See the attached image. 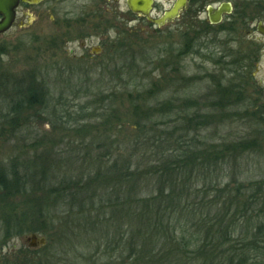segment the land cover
I'll use <instances>...</instances> for the list:
<instances>
[{
	"label": "rangeland",
	"instance_id": "1",
	"mask_svg": "<svg viewBox=\"0 0 264 264\" xmlns=\"http://www.w3.org/2000/svg\"><path fill=\"white\" fill-rule=\"evenodd\" d=\"M172 1L164 0L165 6ZM242 1L235 3L240 5ZM110 2L107 13L104 0H99L96 24L101 26L98 39L90 45H97L102 35L111 33L114 43L107 50L112 49L113 54L101 58L91 75L78 73L62 80L45 68L46 36L54 35L57 38L54 41L62 46L66 39L64 48L70 41L67 47L77 49L76 55L80 56V43L76 39L89 31L84 23L73 32H55L50 8L61 19L66 14H79L83 2L54 0L30 5L29 16L21 17L27 28L16 26L0 36V172L9 180L16 172L25 185L19 194L9 190L12 195L7 198L0 193V264L6 261L15 264L11 258L17 257L11 255L15 251L29 252L32 248L26 239L32 235L45 238L46 245L36 248L38 251L31 256H21L31 264H97L95 252L102 257L99 264L110 259L115 264L122 262L114 259L113 254L104 255V250L95 249L105 232L101 226L107 225L104 220L112 217L111 212L108 209L106 212L103 204L93 210L88 204L82 206L79 200H83L84 194L79 189L86 187L99 171V152L103 158L108 143L118 142L123 146L122 155L129 157L130 141L138 135L133 113L140 108L161 110L156 116L157 130L163 143L173 144L179 152L183 146H190V139L199 149L218 146L226 151L225 162L216 168L202 164L201 158L192 170L198 197L189 201L186 194L180 196L181 208L196 214L182 220L199 237V243L192 249L208 243L205 239L212 229L208 227L214 224L210 217L216 214L215 210H224L225 218L227 209V218H234L231 222L234 227L230 231L231 242L224 249L229 254L246 256L249 264H264V240L261 239L262 243L253 240L251 234L255 223H264V215L257 217L264 201L247 210L243 207L252 203L247 201L251 195L258 194L264 199V123L260 119L264 112V95L260 90L264 86V64L259 66L260 77L251 79L257 66L239 61L247 54L252 55L241 32L235 34L233 54L219 60L216 51L217 56L211 58L204 46L193 44L191 33H176L170 28L153 32L142 20L128 14L125 0ZM222 42L224 46L229 43L227 39ZM60 57L63 62H73L64 50L60 51ZM245 66L247 69L243 70ZM147 93L152 98L146 101L143 96ZM33 94L37 95L34 98L37 103L29 107ZM168 103L172 105L165 108ZM15 109L20 112L19 117H14ZM167 109L170 110L165 113ZM103 113L111 116L103 118ZM16 118L20 121L12 122ZM185 118L190 120L191 128L198 121L201 130L187 133L183 130ZM87 124H90L87 131L76 130ZM247 142H253V149L232 152V145ZM154 157L148 153L143 159L150 161ZM68 182L78 183L77 188L69 186L70 191L75 188V194L80 196L74 208L67 202L61 204L69 192L59 188ZM56 188L62 194L58 200L60 192L54 191ZM223 188L233 193V197L218 195L217 189ZM210 206L211 216L203 228L199 227L201 209ZM247 217L250 226L244 223ZM126 221L114 217L115 229L111 232L116 233V227ZM122 228L123 232L128 229ZM42 229L47 233H42ZM128 253L126 250L124 264H131ZM200 256L203 260H196L195 264H211V253L207 259ZM182 259L186 261L187 257Z\"/></svg>",
	"mask_w": 264,
	"mask_h": 264
},
{
	"label": "trees",
	"instance_id": "2",
	"mask_svg": "<svg viewBox=\"0 0 264 264\" xmlns=\"http://www.w3.org/2000/svg\"><path fill=\"white\" fill-rule=\"evenodd\" d=\"M30 97L29 107L37 103L34 100V98L37 99V95L33 94ZM151 98L149 94L146 97L143 96L146 101ZM18 105L20 106V104ZM166 105L165 108L172 104L168 103ZM168 110L170 109H167L165 113H168ZM189 110L190 108L186 109V113ZM159 111L161 110L155 111V108L152 110L145 109L144 111L141 108L139 111L134 109L133 117L137 126L135 134L138 135L130 141L129 157L125 158L122 155L121 149H123V146L121 144H118V142L108 143L103 158V154L99 152V166L97 164L99 171L92 175L94 178L89 181L86 187L79 189V192L82 191L84 194L82 196L83 200H79L80 196H77L74 191L78 187V183L68 182L63 188H59V190L67 189V192H69V197L67 199L63 197L64 200L61 201V204L64 206L67 202L71 208H74L75 202L79 200L82 206L88 204L91 210L100 204L105 205V211L107 212L108 209L112 217L104 220L107 225L101 226V231L105 230V232L103 237L98 240L99 245L95 249L100 252L104 250V255L113 254L114 259L117 258L122 261L120 264H124L123 258L126 255V250L129 252L128 259L131 264H172V262L175 264H195L196 260H203L200 255L207 259L210 253L212 257L211 264H249V261L245 259L246 256H237L236 253L229 254L230 251L224 249L225 244L231 242L230 231L234 227V224L231 223L234 218H227V209L225 210L226 219L223 217L224 210L222 212L215 210L216 214L211 216V206L201 209L200 221L198 222L201 225L199 227L202 226L203 228L205 226L208 216H211L210 219L214 224L212 227H208L212 228L207 233V236L210 237L206 236L205 239L208 240V243H202V246L198 244L197 250L192 249L199 243V237L197 238L191 229L182 223V220L185 216L194 218L196 214H193V212L191 214L181 208L183 199L180 196L186 194V200L189 201L198 197V194L195 193L197 188L192 182L194 179V174L191 173L192 170L197 168L201 158H203L202 164L206 163L209 168H216L219 164L225 162L223 158L226 157V151L218 146L199 149L193 139H190V146H183L180 152L179 149L174 148L173 144H164L162 135L156 126V116ZM14 113V117L20 116V112L16 113V109ZM102 116L105 118L111 116V114L103 113ZM260 119L264 123V112L261 114ZM19 121L16 118L12 122L18 123ZM189 121L186 118L184 119L187 124H184L183 130L186 129L187 133L201 130L198 121L195 122L196 126L194 128L190 127ZM209 121L210 119H208ZM201 123L206 122L202 121ZM187 125L189 126L187 127ZM89 128L90 124L79 125L76 130L83 131L85 129L87 131ZM151 137L152 140L149 141ZM253 145V142L232 145L231 150L232 152L250 150L253 149ZM148 153L155 156L154 160L145 161L143 159L144 155H148ZM120 160H123V162ZM152 161L156 164H152ZM196 182L198 183V181ZM23 184L16 172L12 180L6 179L4 174L0 172V193L4 198L12 194H19L25 186ZM73 185H76V187L70 191L69 186ZM226 189H217V194H227L230 195V198L233 197V193H228ZM9 190H12L13 193L10 194ZM59 190L54 189V191ZM61 195L60 192L59 197L56 199L58 200ZM262 195H264V188ZM247 201L252 203L243 206L246 210L254 206V203L257 206L264 199L257 194V197L251 195ZM53 202L55 201L53 200ZM261 204L262 206L258 208L260 213L257 217L264 215V202H261ZM56 207H59V205ZM205 213L206 216H204ZM114 217H118L119 221L121 219L127 220L125 224L116 227V233L111 232L115 229ZM235 223L238 224L237 220H235ZM244 223L250 226V219L248 220L247 217ZM122 226L128 229L123 232ZM254 227L255 230L251 233L252 238L253 240H260L259 242L262 243L261 239L264 240V223H255ZM42 231L44 234L47 233L44 229ZM239 234H242V232ZM239 240L243 241V239ZM90 243L88 242V245ZM37 251L38 249H31L29 252L21 249L11 254L17 257L11 258L16 261L15 264H31L28 262L29 260L26 261L21 256H31L33 255L32 252L36 253ZM182 253L184 255H181ZM184 257H187L186 261L182 259ZM95 259L97 264L102 261V257L96 252ZM5 264H9V262L6 261ZM106 264L115 263L110 259L106 261Z\"/></svg>",
	"mask_w": 264,
	"mask_h": 264
},
{
	"label": "flooded vegetation",
	"instance_id": "3",
	"mask_svg": "<svg viewBox=\"0 0 264 264\" xmlns=\"http://www.w3.org/2000/svg\"><path fill=\"white\" fill-rule=\"evenodd\" d=\"M53 1L46 0L44 2L52 3ZM74 1L84 3L79 14H66L60 19L53 7L49 10L52 22L51 27L55 32H65L64 30L73 32L74 29L84 23L89 26V31H85L80 38L76 39L80 43V48L78 49L81 51L80 56L76 55L77 49L71 50L67 47L70 41H67L68 44L64 48L66 39H64L62 46L57 41H54L57 39L54 38V35L46 36L48 46H46L45 68L47 73L55 74L62 80L66 79L68 75L78 73L93 74L98 66L97 62L101 58H107L109 54H113L112 49L109 52L107 50V46L110 43H114V36L111 33L102 35L97 45H90L94 40L98 39V28L101 26L96 24L98 21L99 0ZM113 1L119 2V0ZM104 2L106 5L104 10L109 13L108 7L111 2L110 0H104ZM178 2L182 4L178 15L172 20L166 21L164 25H160L158 21ZM125 3L128 14L142 20L151 31L161 32L166 28H170L171 31L176 33H191L193 44L199 43L204 46L206 51H209V57L211 58L217 56L218 53L219 60L227 59L229 53L233 54L232 43L236 42L235 34L241 32L244 36V41L249 42L246 47L247 50H252V55L247 54L245 58L239 61L243 64L244 62H246L245 64H250L251 62L257 66L256 70L254 69L255 72L251 75V79L257 80L260 77L261 69L259 66L264 64V0H244L240 5L236 4L235 0H173L168 7L165 6L164 0H152L150 11L146 15L133 13L127 5V0H125ZM29 6L30 4L22 2L19 4L12 29L16 26L23 29L27 28L21 17L29 16L27 9ZM229 7L230 11H228ZM251 11L254 12L248 13ZM128 30L131 32L132 28L128 27ZM224 39L229 41L225 46L222 42ZM61 50L67 52V57L73 60L72 63L61 61ZM107 62H111V59ZM246 67L243 70L247 69ZM261 89L264 95V86ZM32 249L37 250L36 248Z\"/></svg>",
	"mask_w": 264,
	"mask_h": 264
},
{
	"label": "water",
	"instance_id": "4",
	"mask_svg": "<svg viewBox=\"0 0 264 264\" xmlns=\"http://www.w3.org/2000/svg\"><path fill=\"white\" fill-rule=\"evenodd\" d=\"M46 0H0V36L12 29L15 22L16 9L19 4L26 3L37 5ZM152 0H127L129 9L135 14H148L151 8ZM182 4L178 2L171 10L167 11L158 21L160 25H164L166 21L172 20L178 15ZM230 11V7L228 9ZM31 248H40L46 245V239L32 235L26 239Z\"/></svg>",
	"mask_w": 264,
	"mask_h": 264
}]
</instances>
